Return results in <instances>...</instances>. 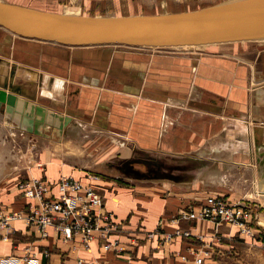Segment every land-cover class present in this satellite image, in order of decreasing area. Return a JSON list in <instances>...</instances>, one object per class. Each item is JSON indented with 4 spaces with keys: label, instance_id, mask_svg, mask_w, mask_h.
<instances>
[{
    "label": "crops",
    "instance_id": "0c3cea01",
    "mask_svg": "<svg viewBox=\"0 0 264 264\" xmlns=\"http://www.w3.org/2000/svg\"><path fill=\"white\" fill-rule=\"evenodd\" d=\"M17 45L0 33V60L10 69L4 77L18 80L16 96L72 119L61 141L38 137L54 149L36 161L44 167H32L27 177L42 178L53 194L60 175L93 186L103 198L102 211L117 223L112 238L126 251H103L98 241L85 249L77 237L63 243L52 229L41 238L15 221L7 239L0 240V264H25L29 254L40 264H196L193 251L203 256L201 264H264L263 45L199 57L120 53L119 67L105 58L116 68L90 74L72 53L42 59L48 67L73 68L64 76L42 70L35 60L25 63L24 55L33 49ZM91 174L101 179L93 182ZM18 191L0 193V212L28 203ZM209 196L251 205L257 236L246 237L222 222H172L182 210L198 211ZM176 229L201 240L176 237L161 245L143 238L144 232Z\"/></svg>",
    "mask_w": 264,
    "mask_h": 264
},
{
    "label": "water",
    "instance_id": "95a60500",
    "mask_svg": "<svg viewBox=\"0 0 264 264\" xmlns=\"http://www.w3.org/2000/svg\"><path fill=\"white\" fill-rule=\"evenodd\" d=\"M0 30L19 40L70 49H160L261 40L264 0H225L191 12L134 17L61 14L0 0ZM4 88H0V113L31 134L52 129L61 141L70 116L16 96L19 87L12 84Z\"/></svg>",
    "mask_w": 264,
    "mask_h": 264
},
{
    "label": "rangeland",
    "instance_id": "374dc122",
    "mask_svg": "<svg viewBox=\"0 0 264 264\" xmlns=\"http://www.w3.org/2000/svg\"><path fill=\"white\" fill-rule=\"evenodd\" d=\"M4 2H13L14 4L27 6L39 10L61 12L68 10L71 13H79L82 16H149V15H165L171 13L187 12L195 10L197 8H204L225 0H1ZM9 3V2H8ZM0 33L4 36L11 38L14 43L23 45L25 51L33 49L30 54L24 55V62L30 63L35 60V64L41 67L42 70L54 73L55 75L64 76L69 75L68 70H72L69 65L63 67L62 65L51 64L50 67L44 64L42 59L47 58L48 55L53 56H64V51L72 53L75 58L77 65L81 62L83 64L84 71L88 74L94 71H101L102 69H108L112 66H107L105 60L115 66L120 63L116 60L119 57L118 54H124L133 56V53H149L157 55H178L187 57H199L204 54L210 53H225L229 48L233 46H242L247 44H229L226 46H215L212 49L204 48H187V47H176V48H128L121 46L112 47H92V48H65L58 47L62 51H51L44 50V46H51L50 44L39 43L29 40H19L8 35L6 32ZM253 46L255 43H251ZM250 44V45H251ZM55 46V45H53ZM40 50H39V49ZM215 48V49H214ZM126 50V51H124ZM116 52V53H115ZM119 52V53H118ZM126 52V53H125ZM26 53V52H25ZM103 60V61H99ZM73 61V60H72ZM37 62V63H36ZM19 65L15 67L18 68ZM114 68V67H112ZM116 68V67H115ZM114 68V69H115ZM39 69V68H38ZM80 69V68H78ZM10 69L6 66L5 61L0 60V88H4L8 84H12L17 87V79L15 82H9L4 76H9ZM15 71V70H14ZM74 72V70H72ZM13 75V74H12ZM11 75V78L13 77ZM27 84H25L26 86ZM27 87V86H26ZM9 90L8 88H4ZM55 89L57 87L55 86ZM47 108V107H46ZM52 110V109H50ZM54 111V110H52ZM56 112V111H54ZM58 113V112H57ZM68 116V115H67ZM51 134H48V132ZM46 132V133H45ZM43 131V135H35L22 130L16 123L11 119L6 118L3 113H0V193H11L16 189L19 182L26 179L28 172L36 165V161L43 160V155H49L48 149H54L49 141L46 139H40L38 137L47 136L49 139L57 140V137L52 129ZM35 136V137H34ZM63 137V136H62ZM59 141V140H58ZM52 144V143H51ZM55 145V144H53ZM48 146V148H47ZM57 146V145H55ZM57 149V147H56ZM96 159L94 154L92 155ZM92 159V158H89ZM43 164V163H42ZM42 166L40 169H42ZM90 177H95L100 180V176L97 174H91ZM92 179L93 182L98 181ZM19 192V191H18Z\"/></svg>",
    "mask_w": 264,
    "mask_h": 264
},
{
    "label": "built area",
    "instance_id": "2783aa9c",
    "mask_svg": "<svg viewBox=\"0 0 264 264\" xmlns=\"http://www.w3.org/2000/svg\"><path fill=\"white\" fill-rule=\"evenodd\" d=\"M41 168L43 164L35 165ZM98 180V178L90 177ZM22 197L28 203L21 209L11 212H0V240H6L12 230V223L22 221L28 227L34 228L41 238H46L52 229L62 237L63 243H70L77 237L80 244L89 249L94 241H98L103 251H112L122 254L126 250L118 239L112 238L118 226L108 212H103L104 201L102 196L93 186L83 184L69 175H60L57 181L56 194L51 192V187L40 177L29 175L17 185ZM253 208L249 204H231L223 197L209 196L199 207L182 210L172 222L181 220L209 221L215 225L226 223L235 227L238 233L249 238H255L258 232L252 227ZM176 237H195L189 231L176 229L171 233L159 231L144 232L145 241L158 239L159 243H168ZM136 244V239L131 238ZM196 264H201L203 256L200 252H190ZM47 256V252H45ZM183 259H186L183 257ZM25 264H40L34 254L24 258ZM80 263V262H79Z\"/></svg>",
    "mask_w": 264,
    "mask_h": 264
},
{
    "label": "bare ground",
    "instance_id": "6f19581e",
    "mask_svg": "<svg viewBox=\"0 0 264 264\" xmlns=\"http://www.w3.org/2000/svg\"><path fill=\"white\" fill-rule=\"evenodd\" d=\"M4 2V1H3ZM197 9H201V8H197ZM196 10V9H195ZM193 11V10H191ZM191 11H187V12H191ZM57 13H61V14H69V15H79V16H82L80 15L79 13H71L70 11L68 10H63L61 12H57ZM131 17V16H130ZM134 17V16H133ZM250 45L251 43H255V45H263L264 46V39H261V40H250V41H236V42H226V43H216V44H206V45H198V46H181V47H187V48H204L205 49H212L213 47L215 46H226V45H229V44H247ZM252 45V44H251ZM171 48H176V47H171ZM152 49V48H150ZM160 49H164V48H160ZM215 49V48H214ZM17 68V67H16ZM18 70V74L19 75H25L21 70L25 71L24 67H21V66H18L17 68ZM31 78V77H30ZM61 84H62V81L60 80H57V83H55V86L59 89L61 88ZM25 85V84H24ZM54 86V87H55ZM51 99V98H50Z\"/></svg>",
    "mask_w": 264,
    "mask_h": 264
},
{
    "label": "flooded vegetation",
    "instance_id": "af4514ba",
    "mask_svg": "<svg viewBox=\"0 0 264 264\" xmlns=\"http://www.w3.org/2000/svg\"><path fill=\"white\" fill-rule=\"evenodd\" d=\"M131 164H133V163H131ZM131 164H130V165H131ZM129 172H130L131 174H134V175L139 176V175L137 174V171H133V169H130Z\"/></svg>",
    "mask_w": 264,
    "mask_h": 264
}]
</instances>
